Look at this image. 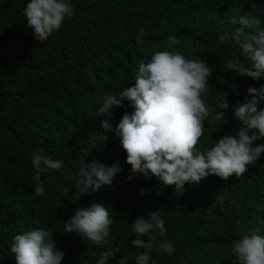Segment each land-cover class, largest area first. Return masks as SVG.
I'll list each match as a JSON object with an SVG mask.
<instances>
[{"label": "trees", "instance_id": "1", "mask_svg": "<svg viewBox=\"0 0 264 264\" xmlns=\"http://www.w3.org/2000/svg\"><path fill=\"white\" fill-rule=\"evenodd\" d=\"M28 2L0 0V264H16L10 251L15 235L35 228L46 229L65 253L62 264H95L109 249L117 250L108 264H119L123 256L136 264V255L146 251L149 264H234V240L264 236V153L239 177L209 175L186 183L176 195L154 176L133 174L119 138L103 129L105 117L95 115L106 94L134 85L141 61L147 63L156 51H179L211 65L207 103L215 104L221 91L229 93L226 116L217 120L210 113L197 148L206 151L223 135L235 134L236 104L250 86L264 85V77L255 81L226 70L230 60L250 62L231 39L218 40L239 26L225 22L232 16H258L264 28V0H70L75 15L44 41L27 27ZM170 35L178 43L171 44ZM233 81L236 89L229 87ZM123 103L126 107L114 109L113 127L125 111H133ZM38 150L62 160L63 167L38 172L32 164ZM93 160L119 163L122 170L111 185L72 199L80 167ZM36 184L44 185L42 196L35 195ZM64 187L72 189L65 197ZM93 202L108 207L112 219L101 245L63 233L76 208ZM158 209L166 232L137 237L132 223ZM137 238L150 241L151 249L134 247L131 240ZM167 241L175 249L171 255L160 248Z\"/></svg>", "mask_w": 264, "mask_h": 264}, {"label": "clouds", "instance_id": "2", "mask_svg": "<svg viewBox=\"0 0 264 264\" xmlns=\"http://www.w3.org/2000/svg\"><path fill=\"white\" fill-rule=\"evenodd\" d=\"M23 15L27 18V27L33 30L37 41L46 40L54 31H58L65 18L75 15L70 0H29ZM226 23L239 25L231 33L220 35L218 43L231 39L242 50L243 56L250 62L244 66L239 60H230L224 68L259 81L264 77V28L258 16L245 14L238 18L229 17ZM143 38V31L137 40ZM171 44L178 43L174 35L168 37ZM212 67L198 57L188 58L179 51H156L145 63L141 61L135 75V83L115 94H106L95 116H103L101 125L105 131H113L119 138L126 153V163L133 174L156 177L165 186L174 187L176 195H182L186 183H199L209 175L222 180L232 176H241L249 165L255 164L262 153L264 143V85L249 87L243 100L236 104L234 117L239 121L235 134H225L213 147L206 151L197 148L199 138L204 133V124L210 113L215 119L223 120L224 110L230 107L227 91H221L215 104H209L203 98L209 91V77ZM230 88L236 89L235 81ZM127 100L133 111H125L119 123L113 127L110 122L115 108L126 107ZM33 167L38 172L49 169L58 170L63 161L52 159L38 150L32 157ZM121 165L114 163L106 166L93 160L80 167L75 181L72 199L98 191L102 186L111 185L113 178L121 171ZM128 180L133 179L130 175ZM72 189L64 187L65 197ZM45 192L43 184L35 185V195ZM145 190H141V195ZM62 206V200L57 204ZM56 206V207H57ZM112 219L108 207L93 202L86 207L76 208L74 214L65 220L63 233H75L85 241L95 245L105 242L110 233ZM132 228L137 237L150 231L166 232L165 222L158 210L150 212L148 218L138 216ZM137 249H151L150 241L132 239ZM160 248L168 255L175 249L170 241ZM117 249L104 251L95 264H108L109 257ZM16 264H62L65 253L56 247L55 241L44 228H35L17 234L10 246ZM234 264H264V236L255 233L244 235L233 241ZM136 264H149V252L138 253ZM119 264H127L123 256Z\"/></svg>", "mask_w": 264, "mask_h": 264}]
</instances>
